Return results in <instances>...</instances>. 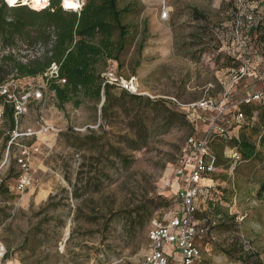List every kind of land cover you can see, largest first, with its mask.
<instances>
[{
	"label": "rangeland",
	"instance_id": "1",
	"mask_svg": "<svg viewBox=\"0 0 264 264\" xmlns=\"http://www.w3.org/2000/svg\"><path fill=\"white\" fill-rule=\"evenodd\" d=\"M76 1L79 10L82 0ZM140 1L139 13L131 19L147 26L142 48L136 49L138 34L121 65L110 60L108 70L132 80L129 93L172 100L184 118L168 124L155 118L157 111L142 107L139 115L147 128L139 127V141L136 126L130 130L122 114L110 127L99 105L57 108L43 75L8 76L5 84L27 97L13 131L0 120V182L7 190L0 193V242L8 252L0 264L144 263L151 249L148 230L180 209L172 168L186 138L200 137L212 121L237 137L240 127L232 117L240 100L264 90V44L258 40L264 35V0ZM191 7L207 19L195 20ZM162 11L167 17L160 18ZM249 15L258 27L252 36L244 27ZM6 52L0 48V56ZM240 66L245 74L233 81ZM114 93L119 103L127 101L119 98L121 88ZM203 101L211 103L204 107ZM220 104L224 112L218 116L213 107ZM248 119L264 130L258 102L250 117L244 114V122ZM89 130L95 142L79 148L78 137ZM254 138L264 154L259 135ZM220 142L212 141L211 150L222 144L221 163L203 176L201 188H210L196 201L194 219L207 226L195 240L201 252L197 264H264V195L256 198L253 179L262 170L259 164L242 162L234 176L226 163L233 147L229 140ZM23 147L29 148V184L19 188L24 171L17 158ZM175 253H170L172 262L180 259Z\"/></svg>",
	"mask_w": 264,
	"mask_h": 264
},
{
	"label": "trees",
	"instance_id": "2",
	"mask_svg": "<svg viewBox=\"0 0 264 264\" xmlns=\"http://www.w3.org/2000/svg\"><path fill=\"white\" fill-rule=\"evenodd\" d=\"M141 6L140 0H82L79 10H67L62 8V0H49L46 7L37 10L20 2L8 5L0 0V48L7 49L0 56V85L8 80V76L22 78L43 75L57 108L63 109L66 104L77 108L86 102L93 103L95 107L99 105L101 118L110 127L112 121L122 114L129 119L127 127L130 130L136 126L134 134L139 141L142 139L139 127L147 128V124L141 123L143 116L139 115L144 106L157 111L155 118L168 124L176 123L184 115L175 110L176 103L172 100H167V104L163 99L152 100L129 93L125 88L105 82L102 76L108 70V61L113 60L121 65V56L132 47L138 34L140 39L136 49L139 52L142 48L141 42L147 36V26L144 22L140 26V23L131 19L138 15ZM232 13L234 16L237 14L235 8ZM191 14L195 20L207 19L204 12L194 7H191ZM253 23V15L251 20H244L246 35L252 36L257 31L258 27ZM258 40L264 44V35L258 36ZM21 49L35 51L31 55L20 54ZM52 63L58 66L57 76L45 75ZM117 87L124 93L118 97H125L127 101L118 102L114 93ZM254 103H240L239 112L244 113L246 118L250 117ZM259 107L264 110L260 103ZM0 109V120L7 124L9 132L13 131L14 104L3 94H0ZM248 120H243L238 136L229 141L240 155L239 165L242 162L259 164L262 170L253 175L257 184V198L264 195V154L257 148L256 138L251 140V137L259 135L258 143L264 148V130L251 125ZM248 129H252L250 135L246 134ZM92 132L89 130L83 137H78L79 148L91 146L95 142ZM218 146L220 150L213 152L216 167L222 159V144ZM229 162L230 159H226V163ZM238 164L234 168V176L238 173ZM6 192L0 182V193Z\"/></svg>",
	"mask_w": 264,
	"mask_h": 264
},
{
	"label": "built area",
	"instance_id": "3",
	"mask_svg": "<svg viewBox=\"0 0 264 264\" xmlns=\"http://www.w3.org/2000/svg\"><path fill=\"white\" fill-rule=\"evenodd\" d=\"M167 11H162L160 18L167 17ZM248 20L252 19V16H246ZM58 66L52 63L45 75L57 76ZM245 74V67L240 66L235 74L232 76L233 81H237L241 76ZM105 82L114 84L118 87L131 89L133 86L132 80H123L121 77H117L114 72L107 70L102 74ZM62 82L64 80H61ZM0 94H3L7 99L14 104V117L22 113L24 110V102L27 95L18 96L14 88H11L7 83L0 85ZM38 93L36 96H39ZM258 102L264 106V90L248 92L239 103ZM211 101H203L201 106H209ZM217 111V115H222L224 112L223 105L213 107ZM2 110L0 109V117ZM232 120L234 126L240 127L244 115L236 111L233 114ZM232 138L229 127L226 125H218L213 121L208 124L206 130L200 137L189 135L184 144L181 147L180 155L176 160L172 171L176 177L178 186L176 190V196L179 200L180 209L170 216L168 220L163 223H156L148 230V239L151 243V249L148 255H146V261L144 263H156V264H197L201 252L197 247L195 240L196 237H202L207 230V226L200 225L194 219V215L197 211L196 201L202 194H206L210 186L202 189L201 180L206 174L212 173L215 169V156L211 150V142L214 140L227 141ZM29 148L23 147L17 158L18 163L23 168V175L20 178L19 188L25 187L29 184L28 170L29 165L27 163V155ZM36 150V148H35ZM230 159V170L232 171L240 161V155L233 147L230 149L228 155ZM170 246H173L170 248ZM170 249L172 251H170ZM180 253V259L176 262H172L169 256L175 255V251ZM169 252V254H168ZM7 250L3 243L0 242V259L6 255ZM172 255H171V254ZM175 253V254H174Z\"/></svg>",
	"mask_w": 264,
	"mask_h": 264
},
{
	"label": "bare ground",
	"instance_id": "4",
	"mask_svg": "<svg viewBox=\"0 0 264 264\" xmlns=\"http://www.w3.org/2000/svg\"><path fill=\"white\" fill-rule=\"evenodd\" d=\"M21 1L22 4H30L34 9H42L46 7L49 0H5L8 5H15L16 2ZM62 6L67 10H75L79 7V2L76 0H63Z\"/></svg>",
	"mask_w": 264,
	"mask_h": 264
},
{
	"label": "water",
	"instance_id": "5",
	"mask_svg": "<svg viewBox=\"0 0 264 264\" xmlns=\"http://www.w3.org/2000/svg\"><path fill=\"white\" fill-rule=\"evenodd\" d=\"M63 1V0H62ZM142 264H150V263H142ZM152 264H156V263H152Z\"/></svg>",
	"mask_w": 264,
	"mask_h": 264
}]
</instances>
